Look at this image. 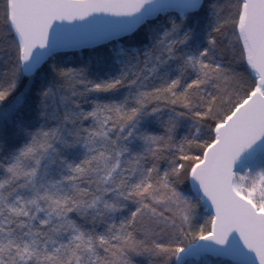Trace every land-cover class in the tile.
Segmentation results:
<instances>
[{
	"label": "snow or ice",
	"instance_id": "6c2138e0",
	"mask_svg": "<svg viewBox=\"0 0 264 264\" xmlns=\"http://www.w3.org/2000/svg\"><path fill=\"white\" fill-rule=\"evenodd\" d=\"M0 264H264V0H0Z\"/></svg>",
	"mask_w": 264,
	"mask_h": 264
}]
</instances>
